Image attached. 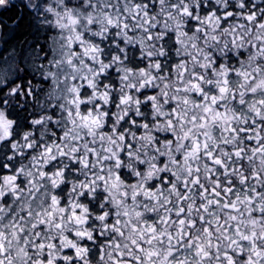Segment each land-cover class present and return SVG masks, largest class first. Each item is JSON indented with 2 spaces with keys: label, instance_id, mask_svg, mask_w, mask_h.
Here are the masks:
<instances>
[{
  "label": "snow or ice",
  "instance_id": "1",
  "mask_svg": "<svg viewBox=\"0 0 264 264\" xmlns=\"http://www.w3.org/2000/svg\"><path fill=\"white\" fill-rule=\"evenodd\" d=\"M0 27L27 45L0 63V264H264V0H0Z\"/></svg>",
  "mask_w": 264,
  "mask_h": 264
},
{
  "label": "clouds",
  "instance_id": "2",
  "mask_svg": "<svg viewBox=\"0 0 264 264\" xmlns=\"http://www.w3.org/2000/svg\"><path fill=\"white\" fill-rule=\"evenodd\" d=\"M32 4L35 5V3L37 2V0H31ZM61 3H63V0H60ZM96 0H85V6H87L89 3H95ZM120 4L121 5H124L125 3H127L128 5H133L135 3V0H119ZM208 0H204V3L207 4ZM216 2L219 4L221 3V0H216ZM237 2H239V0H237ZM257 2H259V0H257ZM73 3L74 4H79V0H73ZM103 3L105 5H107L109 3V0H103ZM111 3L113 4V6H115V4L117 3V0H111ZM240 33H238L239 35ZM216 35H218L221 39V45L220 46H217L215 49H213L214 51H216L218 54H220L221 56H223V52L220 50L221 47H222V44L225 40H228L229 39V36H230V33H225L223 31H220L218 33H216ZM142 37V33H137L136 35V38L135 39H140ZM251 37H246V39H250ZM187 39V38H186ZM193 41L195 40V37H192L191 38ZM211 41H212V36L210 34L209 36V45H211ZM135 42L134 39H130L128 40L127 42V45H125V47H127L128 45H132L133 43ZM115 43V42H114ZM148 43L147 41H144V44H145V52H147L149 50L148 48ZM156 43H160V41H156ZM105 45H107V41L105 40ZM153 51V56H156L159 52V49H152ZM184 52L183 50H181V52L179 54L176 53L175 50H173L172 52V57H175L176 59H179L180 56H183ZM172 57H169V60H168V63H171L172 62ZM225 58V62L227 63V59L226 57ZM103 67V66H102ZM117 68L120 69L121 72L124 73V75H129L128 72L126 71L125 67L123 65H120V64H117L116 65ZM22 71V69H21ZM178 71V70H177ZM155 72V63L152 64L151 68L148 69V75L149 77H151V75ZM114 76L116 75L115 73L113 74ZM164 75L167 76L168 75V72H167V69H165L164 71ZM142 79V75L140 73H136L134 75H130L129 76V79L128 81H122V80H119L117 79V82L116 84L118 85L117 86H114L115 87V94L117 96L121 95V94H124L126 95L127 92H128V87L131 86V84L135 83L136 86H137V90L139 91L140 90V81ZM171 86L172 87H175V83L174 81L173 82H170ZM48 90L46 89L45 92H47ZM48 105L46 103V96L42 95V98H41V101H40V104H39V107H38V110H43L45 108H47ZM124 106H119V108L116 110V122H117V127L119 126V117L120 115H122V111L121 109H123ZM129 111H132V109H129ZM101 119H103V116H101ZM45 127H47V117H45ZM163 130V129H162ZM48 134H51V129H48ZM108 140V137L105 136V141ZM23 146V142H21L20 144L17 145V148L18 150ZM36 147V144L35 142L33 143V148ZM109 147H111V145H109ZM21 164L27 166L29 161L28 160H23V158H21L20 162ZM66 163V162H65ZM129 167H131V165H129ZM71 198V197H69Z\"/></svg>",
  "mask_w": 264,
  "mask_h": 264
},
{
  "label": "trees",
  "instance_id": "3",
  "mask_svg": "<svg viewBox=\"0 0 264 264\" xmlns=\"http://www.w3.org/2000/svg\"><path fill=\"white\" fill-rule=\"evenodd\" d=\"M14 24H15V21L8 20V26L10 28L13 27ZM13 35L14 34L12 32H9L7 35L3 34V37L5 39H7L6 41L4 39V42H5V45H6L5 47L12 54H14V52L15 53H19V52L23 51L24 48L27 47V45L25 44V42H24L23 39H20V40H14V39H12Z\"/></svg>",
  "mask_w": 264,
  "mask_h": 264
},
{
  "label": "flooded vegetation",
  "instance_id": "4",
  "mask_svg": "<svg viewBox=\"0 0 264 264\" xmlns=\"http://www.w3.org/2000/svg\"><path fill=\"white\" fill-rule=\"evenodd\" d=\"M0 31H1V35H2V39L0 40V57L3 56V58L8 54L10 53L8 49H6V45H5V42H4V37H3V34H4V29L3 27H0ZM3 31V32H2ZM0 35V37H1ZM7 39H5L6 41Z\"/></svg>",
  "mask_w": 264,
  "mask_h": 264
},
{
  "label": "rangeland",
  "instance_id": "5",
  "mask_svg": "<svg viewBox=\"0 0 264 264\" xmlns=\"http://www.w3.org/2000/svg\"><path fill=\"white\" fill-rule=\"evenodd\" d=\"M3 32V31H2ZM2 33H1V31H0V35H1ZM2 39V35H1V37H0V40ZM17 53H15L14 52V54H12V53H8L4 58H3V56H1L0 57V63H2V62H4V61H8V60H10L14 55H16Z\"/></svg>",
  "mask_w": 264,
  "mask_h": 264
}]
</instances>
